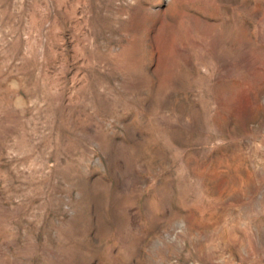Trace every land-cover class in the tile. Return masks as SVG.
<instances>
[{"label":"rangeland","instance_id":"rangeland-1","mask_svg":"<svg viewBox=\"0 0 264 264\" xmlns=\"http://www.w3.org/2000/svg\"><path fill=\"white\" fill-rule=\"evenodd\" d=\"M0 264H264V0H0Z\"/></svg>","mask_w":264,"mask_h":264}]
</instances>
